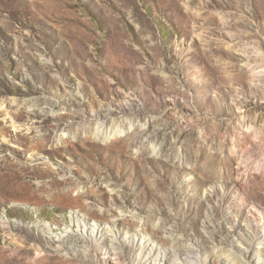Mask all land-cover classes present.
Segmentation results:
<instances>
[{"label": "rangeland", "instance_id": "374dc122", "mask_svg": "<svg viewBox=\"0 0 264 264\" xmlns=\"http://www.w3.org/2000/svg\"><path fill=\"white\" fill-rule=\"evenodd\" d=\"M142 246L264 264V0H0V264Z\"/></svg>", "mask_w": 264, "mask_h": 264}, {"label": "bare ground", "instance_id": "6f19581e", "mask_svg": "<svg viewBox=\"0 0 264 264\" xmlns=\"http://www.w3.org/2000/svg\"><path fill=\"white\" fill-rule=\"evenodd\" d=\"M73 217H74L75 220L77 219V221H80V220L83 219L76 212L74 213ZM111 241H112V243H111L112 244L111 245L112 247L109 248V251H106L105 254L106 255L107 254H111V255L113 254V257L112 258L115 259V260H117V261H120L123 254L120 251V249L118 248V246L114 243V241L113 240H111ZM82 249H83V251L84 250H87L86 251L87 252L86 254H88L89 248L84 247ZM112 250H114V251H112ZM141 252L143 253V256H142V258L140 257L141 259H137L136 264H162L161 262H159V263L157 262L158 261V256L156 254L157 248L156 249H154V248H151L150 249L149 247L147 248L145 246H142L141 247ZM169 253H170V251H169ZM175 256L177 257L178 264H196L197 263L196 261L198 260V255L192 249H190V247L189 248L187 247L185 249H182L179 253L176 251ZM210 256L211 255H209V257H208L209 259L211 258ZM251 256H253V254H251ZM165 257H166V254H165ZM166 258H169V257H166ZM236 258H238V257H233V259H236ZM76 260L77 259H73V258L66 260V259H62V257H61V259L59 258V260L54 261V264H78ZM82 263H87V261H82ZM164 264H172V260H170V259L169 260H166L164 262Z\"/></svg>", "mask_w": 264, "mask_h": 264}]
</instances>
